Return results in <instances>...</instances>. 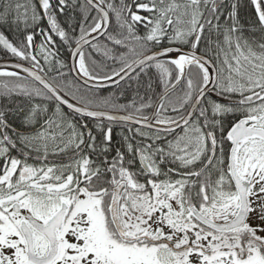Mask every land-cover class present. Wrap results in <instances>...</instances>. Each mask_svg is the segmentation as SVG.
Instances as JSON below:
<instances>
[{"label":"snow or ice","instance_id":"snow-or-ice-1","mask_svg":"<svg viewBox=\"0 0 264 264\" xmlns=\"http://www.w3.org/2000/svg\"><path fill=\"white\" fill-rule=\"evenodd\" d=\"M0 264H264V0H0Z\"/></svg>","mask_w":264,"mask_h":264}]
</instances>
